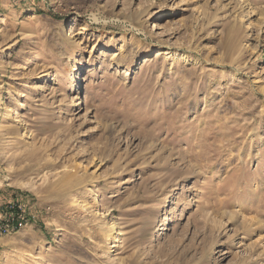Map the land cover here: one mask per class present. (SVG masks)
<instances>
[{"label": "rangeland", "instance_id": "1", "mask_svg": "<svg viewBox=\"0 0 264 264\" xmlns=\"http://www.w3.org/2000/svg\"><path fill=\"white\" fill-rule=\"evenodd\" d=\"M15 115L0 264H264V0H0Z\"/></svg>", "mask_w": 264, "mask_h": 264}, {"label": "built area", "instance_id": "2", "mask_svg": "<svg viewBox=\"0 0 264 264\" xmlns=\"http://www.w3.org/2000/svg\"><path fill=\"white\" fill-rule=\"evenodd\" d=\"M31 225L26 202L17 196L0 205V237Z\"/></svg>", "mask_w": 264, "mask_h": 264}, {"label": "bare ground", "instance_id": "3", "mask_svg": "<svg viewBox=\"0 0 264 264\" xmlns=\"http://www.w3.org/2000/svg\"><path fill=\"white\" fill-rule=\"evenodd\" d=\"M74 61H75L74 63H78L77 59H75ZM47 79L52 80V79H54V77L48 76ZM12 122H13L14 126H17L19 124L20 119H18L17 115H15V117H13V118H12V116H10V118L5 116L4 119L0 121V128L4 129V130L8 129V128H10V125L12 124ZM206 185H207V178H202L201 180H199V183L197 185V191L198 192L203 191V189L205 188ZM180 189H181V190H179L180 192L177 193L179 195L183 194V192L186 188H184V186L181 185ZM105 236H107L108 241L110 240L109 252H114L116 247H117V243H118V232L116 230V224L114 221H111L107 225V232L105 233ZM38 264H40V263H38Z\"/></svg>", "mask_w": 264, "mask_h": 264}, {"label": "crops", "instance_id": "4", "mask_svg": "<svg viewBox=\"0 0 264 264\" xmlns=\"http://www.w3.org/2000/svg\"><path fill=\"white\" fill-rule=\"evenodd\" d=\"M24 201L27 203L29 209H33L34 205L30 203L29 199H24ZM30 213V212H29ZM2 238V237H1ZM0 238V239H1Z\"/></svg>", "mask_w": 264, "mask_h": 264}]
</instances>
